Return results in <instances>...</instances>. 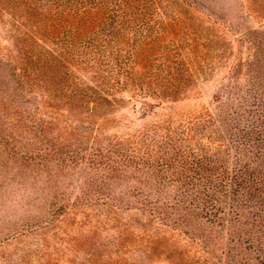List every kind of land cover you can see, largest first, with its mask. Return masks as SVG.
I'll return each instance as SVG.
<instances>
[{
    "label": "rangeland",
    "instance_id": "rangeland-1",
    "mask_svg": "<svg viewBox=\"0 0 264 264\" xmlns=\"http://www.w3.org/2000/svg\"><path fill=\"white\" fill-rule=\"evenodd\" d=\"M177 1L176 64L190 65L187 89L161 100L119 92L116 99L124 101L101 121L81 109L57 106L43 86L26 85L21 68L30 40L19 33L24 26L35 31L39 17L15 0H0V97L12 107L0 113V264L223 263L219 254L208 256L170 230L168 221L143 231V205L133 202L132 191L175 196L176 184L169 186V178L155 184L143 160H128L115 146L146 127L149 153L160 152L173 167L181 145L204 152L217 146L208 136L217 130L220 113L249 93L264 97V0H184V14ZM197 35L198 51L193 48ZM136 140L125 149L139 151ZM23 148L34 154H23ZM105 151L120 155L110 153L108 160ZM88 186L91 195L85 193ZM113 194L122 199L114 207L106 204ZM158 229L166 232L150 249L146 235Z\"/></svg>",
    "mask_w": 264,
    "mask_h": 264
},
{
    "label": "trees",
    "instance_id": "trees-1",
    "mask_svg": "<svg viewBox=\"0 0 264 264\" xmlns=\"http://www.w3.org/2000/svg\"><path fill=\"white\" fill-rule=\"evenodd\" d=\"M15 1L22 10L39 17L35 31L24 26L19 33L30 40L22 77L26 85L31 81L43 86L48 98L60 104L57 106L78 108L103 121L124 101L116 99L119 92L130 90L132 97L161 100V95H178L180 87L187 89L190 65L176 64V0ZM177 2L181 13L187 12L188 3ZM164 17L171 20L169 24ZM207 36L205 40L211 43ZM200 38L193 39L197 51ZM159 84L164 87L160 91ZM6 101L0 97V113L12 108ZM236 105L219 114L217 130L208 136L215 148L208 153L181 145L176 148L173 167L167 166L160 152L149 153L146 127L118 140L115 146L124 149L128 160H143L141 164L155 184L167 178L169 186L176 184L175 196L155 194V198L150 192L132 191L133 202L143 205V231L158 222L196 243L200 252L219 257V263L264 264V97L249 93ZM21 118L30 125L26 117ZM50 120H41V124L52 125ZM136 138L141 149H125ZM23 149V154H34ZM99 151L96 153L102 156L103 149ZM110 153L120 155V151H105L103 157L110 160ZM146 186L149 189L148 183ZM89 187L85 193L91 195L93 188ZM107 199L112 207L122 201L114 194ZM163 233L158 229L153 236L146 235L145 245L152 249Z\"/></svg>",
    "mask_w": 264,
    "mask_h": 264
}]
</instances>
